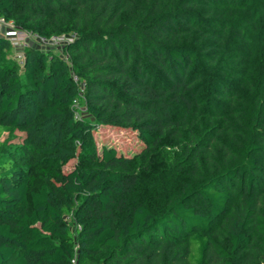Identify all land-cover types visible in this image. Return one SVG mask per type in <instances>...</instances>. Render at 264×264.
I'll return each mask as SVG.
<instances>
[{
  "label": "trees",
  "instance_id": "1",
  "mask_svg": "<svg viewBox=\"0 0 264 264\" xmlns=\"http://www.w3.org/2000/svg\"><path fill=\"white\" fill-rule=\"evenodd\" d=\"M0 17L76 35L19 66L0 34V139L22 134L0 140V264H264V0H0ZM97 125L143 147L98 152Z\"/></svg>",
  "mask_w": 264,
  "mask_h": 264
},
{
  "label": "built area",
  "instance_id": "2",
  "mask_svg": "<svg viewBox=\"0 0 264 264\" xmlns=\"http://www.w3.org/2000/svg\"><path fill=\"white\" fill-rule=\"evenodd\" d=\"M0 34L3 35L10 43L13 51V59L19 66H22L23 64L24 51L31 45L40 47L45 50L50 49L58 55L64 45L70 44L76 39L75 34L69 36L53 35L51 37H43L36 33L16 27L13 21H6L3 17H0ZM63 60L68 66H70L67 54L63 55ZM71 79L77 86L79 99H82L85 89V82L81 81L79 77L72 72ZM73 107L75 109L74 118H80V112L84 111V108H81L78 104V101L76 100L73 101ZM71 262L74 263V261Z\"/></svg>",
  "mask_w": 264,
  "mask_h": 264
},
{
  "label": "rangeland",
  "instance_id": "3",
  "mask_svg": "<svg viewBox=\"0 0 264 264\" xmlns=\"http://www.w3.org/2000/svg\"><path fill=\"white\" fill-rule=\"evenodd\" d=\"M94 143L97 151L100 152L102 147L114 148L118 154L130 157L138 153L143 147V142L140 140L136 132L130 129L119 128L115 126L97 125L92 131ZM22 134L18 131L3 130L1 141L8 143H20ZM76 164V159H72L65 167L64 171L68 172ZM42 177L41 172L34 174L32 180V187H36L37 181ZM71 229L75 226L72 216L67 217ZM77 244H74V250L77 251Z\"/></svg>",
  "mask_w": 264,
  "mask_h": 264
}]
</instances>
